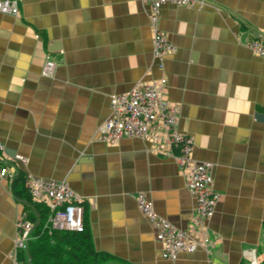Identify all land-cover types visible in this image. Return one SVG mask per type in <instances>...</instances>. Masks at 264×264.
<instances>
[{"label": "crops", "instance_id": "1", "mask_svg": "<svg viewBox=\"0 0 264 264\" xmlns=\"http://www.w3.org/2000/svg\"><path fill=\"white\" fill-rule=\"evenodd\" d=\"M18 7V16L0 13V140L15 174L66 183L84 201L93 248L126 264H264V59L247 47L264 33V0L163 5L158 29L175 51L162 71L140 0H19ZM47 59L51 76L41 74ZM161 75L176 126L192 138L191 158L212 165L219 194L208 245L174 261L162 258L136 196L196 239L195 198L178 164L156 152L163 143L99 140L110 96ZM14 175L0 181V264H11L17 218L28 217L11 191ZM23 252L17 260L30 264Z\"/></svg>", "mask_w": 264, "mask_h": 264}, {"label": "built area", "instance_id": "2", "mask_svg": "<svg viewBox=\"0 0 264 264\" xmlns=\"http://www.w3.org/2000/svg\"><path fill=\"white\" fill-rule=\"evenodd\" d=\"M149 7L152 28V53L157 60V69L162 71L163 58L175 49L167 37L158 29L159 10L163 5L204 6L208 0H140ZM19 0H0V13L11 16L19 14ZM247 47L264 59V33L247 43ZM55 63L45 60L41 74L51 76ZM166 78L161 75L151 83H137L127 94L112 95L109 98L110 116L99 130V140L106 145H116L122 138L150 140L155 144H165V150L156 152L163 157L173 158L185 178V186L195 198L193 225L198 229V237L172 226L156 214L152 202L143 194L136 196L137 207L153 227L156 241L161 244L163 259L174 261L182 252L192 253L199 246H207L209 234L207 221L213 216L219 194L213 188L212 165L195 162L191 158L192 138L181 133L176 126L175 110L163 97ZM158 131L153 130L154 127ZM5 147L0 140V181L15 174V167L8 163ZM14 161L26 160L15 156ZM26 187L31 199L43 204L49 210L45 228L59 231L80 232L83 228V199L66 183L45 181L27 175ZM33 230V224L22 212L17 218V237L11 264H20L19 251L25 250Z\"/></svg>", "mask_w": 264, "mask_h": 264}, {"label": "trees", "instance_id": "3", "mask_svg": "<svg viewBox=\"0 0 264 264\" xmlns=\"http://www.w3.org/2000/svg\"><path fill=\"white\" fill-rule=\"evenodd\" d=\"M26 177L23 172L17 171L11 182V191L15 199L23 205L27 218L33 224L32 240H28L20 257L26 254L30 264H126L93 248L84 215L83 228L80 232L45 228L49 210L31 199L26 187ZM83 209L85 214L84 204Z\"/></svg>", "mask_w": 264, "mask_h": 264}, {"label": "water", "instance_id": "4", "mask_svg": "<svg viewBox=\"0 0 264 264\" xmlns=\"http://www.w3.org/2000/svg\"><path fill=\"white\" fill-rule=\"evenodd\" d=\"M259 119L263 120V116H262V115H261V116H259Z\"/></svg>", "mask_w": 264, "mask_h": 264}, {"label": "rangeland", "instance_id": "5", "mask_svg": "<svg viewBox=\"0 0 264 264\" xmlns=\"http://www.w3.org/2000/svg\"><path fill=\"white\" fill-rule=\"evenodd\" d=\"M48 219V218H47Z\"/></svg>", "mask_w": 264, "mask_h": 264}]
</instances>
